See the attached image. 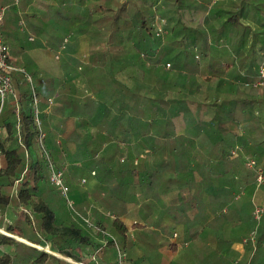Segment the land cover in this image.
<instances>
[{
    "label": "trees",
    "instance_id": "1",
    "mask_svg": "<svg viewBox=\"0 0 264 264\" xmlns=\"http://www.w3.org/2000/svg\"><path fill=\"white\" fill-rule=\"evenodd\" d=\"M88 2L75 6L70 15L58 9L51 30L33 31L34 40L29 33V42L21 41V62L14 61L25 72H14L19 113L8 103L0 117L6 132L0 150L7 160L0 169V214L11 218L0 220L9 232L0 231V264H74L65 257L81 261L76 249L94 244L86 223L73 216L68 221L59 207L66 200L49 181V159L34 122L33 86L49 156L70 179L84 173L67 163L83 156L99 166L113 150L124 157L121 166L141 177L149 163L155 174L169 166L174 171L187 168L196 161L195 151L201 156L197 160L201 168L208 165L214 169L210 173L232 174L234 180L241 177L233 180L234 189L244 188L246 194L236 199L230 214L238 218L239 232L250 235L258 223L253 196L264 198V185L260 193L257 190L256 170L246 165L254 158L264 167V86L254 85L258 76L248 81L250 86L232 80L228 73L232 63L227 61L205 73L204 61L224 59L226 49L209 44L208 17L184 10L183 0ZM230 19L232 25H241L240 16ZM158 24L166 32L158 34ZM246 32L247 27L240 43ZM38 58L51 66L45 68ZM44 70L52 73L50 80ZM150 152L157 158L148 159ZM85 203L90 205L91 200ZM262 219L259 243L264 240V215ZM93 221L97 234L114 235L102 247L126 255L132 253L129 229H147L145 222L129 227L119 214L110 224ZM249 244L245 262L251 256ZM252 256L250 264L256 254Z\"/></svg>",
    "mask_w": 264,
    "mask_h": 264
},
{
    "label": "crops",
    "instance_id": "2",
    "mask_svg": "<svg viewBox=\"0 0 264 264\" xmlns=\"http://www.w3.org/2000/svg\"><path fill=\"white\" fill-rule=\"evenodd\" d=\"M183 1L184 10L188 9V12L208 17L209 44L226 49L224 59L204 61L205 73L212 72L215 64L225 65L227 61L232 63V69L228 71L231 72L229 78L250 86L249 82L259 76L264 62V28L257 19L264 17V0ZM88 3V0H20L16 25L7 30L9 34H3L14 61L21 62V41L25 40L21 30L31 33L30 40H34L33 31L51 30L54 23L52 16L58 9L70 15L74 14L75 6L84 7ZM31 14H36L37 17L31 18ZM233 15L240 16L241 25L238 27L231 24L234 21L230 16ZM224 21H227V25L221 28L220 24ZM246 27L249 32H246L244 41L240 43L241 32ZM37 61L43 63L45 68L51 66L46 65L45 58H38ZM44 71L46 79L50 80L52 73ZM70 92L73 93L71 90ZM16 102L12 96L7 100V104L15 106ZM1 127L0 140L6 133L2 125ZM75 145L72 147L75 148ZM169 153L170 151L163 153V157H168ZM147 155L148 159L157 158L151 152ZM192 155V159L196 161L191 162L190 168L183 165L174 171L169 166L157 170L155 174L156 169H152L149 163L141 177L129 168L121 166L124 157L114 155L113 150L109 152L106 162L99 166H95L90 157L83 156L67 163V166H79L83 169L82 174L84 173L71 179L66 175L70 196L75 200L76 208L83 215L89 216L93 224V220L110 224V219L117 214L129 227L132 223L145 222L146 230L138 232L136 228L129 229V246L132 253L125 256L124 264H234L236 260L239 264H250L251 258L245 262L250 244L243 243L249 235L245 236L246 232H239L240 222L230 214L234 202L238 201L236 199L246 194L244 188L236 191L237 193L234 189V181L241 177L234 180L232 174L221 171L220 175L210 173L213 168L208 165L201 168L197 165V160L201 157L199 153L193 151ZM6 164V156L1 151L0 169ZM260 187L257 186V190ZM87 200H91L90 205L85 203ZM77 203L82 205L81 208ZM59 207L68 221L72 216L77 221H83L76 214L73 215L66 201L61 202ZM3 218L4 221H11L8 214L3 217L0 214V220ZM86 226L89 227L87 224ZM88 229L86 230L92 234L94 244L76 249L81 261H75L71 257H65L66 260L70 258L72 261H68L74 264H116L118 249L102 247L107 243L106 234L109 233L97 234L95 228ZM1 230L7 231L5 225H0ZM141 238L146 239L147 244ZM169 243L175 244L174 247L168 246ZM85 250L93 256H87ZM255 254L256 258L252 264H264V240L259 243L258 236L257 245H252L251 255Z\"/></svg>",
    "mask_w": 264,
    "mask_h": 264
},
{
    "label": "built area",
    "instance_id": "3",
    "mask_svg": "<svg viewBox=\"0 0 264 264\" xmlns=\"http://www.w3.org/2000/svg\"><path fill=\"white\" fill-rule=\"evenodd\" d=\"M16 2H19L20 0H15ZM5 12H6V5H4L3 0H0V117L2 115V112L6 106L7 100L10 96L14 97L17 106V112L19 113L20 111V103L18 101V95H17V90L15 88L14 84V72L16 71H24L25 70L19 66H17L14 62L13 56L11 54V49L9 45L6 43L3 33L1 31L2 26L4 24L5 20ZM164 21V20H163ZM166 32L164 26L162 24H158V34H162ZM68 39H65V42ZM65 45L62 46L64 48ZM57 58L60 57V52L57 53L56 55ZM167 68L171 66L170 62L166 63ZM28 80L33 83L31 75L27 73ZM254 85L256 86H264V62L261 65L260 72L258 79L255 80ZM33 93H34V101H33V114H34V122L36 126L39 128V144L42 146L44 149L47 158L49 159V181L52 185H54L60 193L63 195L65 198L67 205L69 208L77 215L79 216L89 227L96 228L95 225L92 223L91 219L87 215H83L77 208L75 204V200L70 196V186L67 181V177L65 174V171L61 168H59L53 160L50 158L47 147L45 145V137H46V132L43 130L42 127V119H41V109L39 106V98L35 92V88L33 86ZM52 103V100L50 101ZM21 126V120L20 116L18 119L17 127L19 128ZM2 135V127H1V122H0V138ZM1 153V150H0ZM232 153L235 155L236 151L233 150ZM246 165L249 168L255 169L256 170V181H257V186L260 187L264 185V167H261L258 165L256 159L254 158H249L246 161ZM17 180V184H18ZM253 198V203H254V210H253V216L256 218L258 222H260L263 218L264 215V207L261 204H258L255 202ZM257 231L258 229L255 228L250 235L243 240L244 244H249L251 243L253 246L257 245ZM1 232L8 233L7 231L1 230ZM119 257L122 258V256H126L124 252H122L119 249ZM123 261V259H122ZM234 264H239V261L236 260Z\"/></svg>",
    "mask_w": 264,
    "mask_h": 264
},
{
    "label": "rangeland",
    "instance_id": "4",
    "mask_svg": "<svg viewBox=\"0 0 264 264\" xmlns=\"http://www.w3.org/2000/svg\"><path fill=\"white\" fill-rule=\"evenodd\" d=\"M3 3H4V5H6V12H5V24L2 26V29H1V31H2V33L3 34H6L7 35V33H8V29H12L13 28V26H14V24L16 25V19H18V9H19V2H16L15 0H3ZM258 19V22L259 23H261V24H263V28H264V17H261V18H257ZM22 33V35H23V37H24V39H25V41H27V42H29L28 41V39H27V36H28V32H21ZM9 34V33H8ZM7 38H8V36H7ZM4 39H5V37H4ZM9 39V38H8ZM5 41H6V39H5ZM6 43L8 44V42L6 41ZM63 49L64 48H62V49H59L58 50V52H60V56L62 55V53H63ZM60 58V57H59ZM58 58V59H59ZM61 60V59H60ZM62 61V60H61ZM53 65H55V64H53ZM47 82V81H46ZM47 84L49 85L50 84V81H48L47 82ZM52 100V98L50 99V101ZM51 103V102H50ZM7 104V103H6ZM8 105V104H7ZM6 105V106H7ZM6 108V107H5ZM237 153H238V151H237ZM256 184H257V182H256ZM263 186V185H262ZM257 192V191H256ZM255 192V193H256ZM259 193H260V190L258 191ZM237 193V192H236ZM258 193V194H259ZM235 196V195H234ZM264 199V198H263ZM263 199H261L260 197H258V195H257V193L255 194V202H257L258 204H261L263 207H264V200ZM65 200V199H64ZM12 213V212H11ZM11 216H12V214H11ZM263 220V219H262ZM261 220V221H262ZM260 221V222H261ZM260 222H258V223H260ZM256 224L255 225V228H257L258 229V227H259V224ZM255 228H254V230H255ZM109 233V232H108ZM106 237L107 238H112V237H114V235L113 234H111V233H109V234H106ZM46 250H50V248L49 247H46ZM49 252H51V250L49 251ZM84 253L88 256H90V257H92L93 256V254H90L89 253V251L88 250H85L84 251ZM57 255L58 256H60V257H62V255H60L59 253H57ZM253 256L251 255L250 256V258H252ZM249 258V259H250ZM66 259V258H65ZM122 259L124 260V256H122V258H120L119 257V255H118V259L116 260V264H124L123 263V261H122ZM248 259V260H249ZM68 260H70V261H72L70 258H68ZM80 264H85V263H83V262H80Z\"/></svg>",
    "mask_w": 264,
    "mask_h": 264
}]
</instances>
